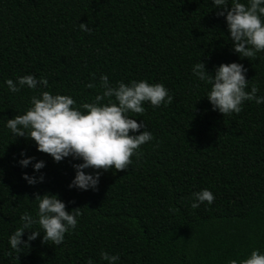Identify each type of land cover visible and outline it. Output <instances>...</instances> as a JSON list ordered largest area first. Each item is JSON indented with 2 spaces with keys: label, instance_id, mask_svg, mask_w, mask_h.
<instances>
[{
  "label": "trees",
  "instance_id": "obj_1",
  "mask_svg": "<svg viewBox=\"0 0 264 264\" xmlns=\"http://www.w3.org/2000/svg\"><path fill=\"white\" fill-rule=\"evenodd\" d=\"M213 7L210 0H0V264H104L101 250L118 254L117 264H227L264 252V103L245 101L222 116L191 72L198 59L209 72L237 62L264 96V51L238 58ZM29 73L47 78L41 91L70 95L75 106L101 91V74L112 84L162 83L173 99L129 113L152 139L126 170L102 171L94 191H80L67 187L80 161L53 162L4 126L35 90L10 93L3 81ZM89 81L95 87H85ZM21 150L44 161L34 174L42 182L21 179L33 174L31 164L17 165ZM203 188L213 202L191 208L190 194ZM45 192L66 211L80 208L77 225L60 245L37 236L17 253L7 238L22 213L35 215L34 193Z\"/></svg>",
  "mask_w": 264,
  "mask_h": 264
},
{
  "label": "clouds",
  "instance_id": "obj_2",
  "mask_svg": "<svg viewBox=\"0 0 264 264\" xmlns=\"http://www.w3.org/2000/svg\"><path fill=\"white\" fill-rule=\"evenodd\" d=\"M210 3L216 15L223 17L231 51L238 58L254 59L257 53L264 51V0H210ZM77 27L82 32L92 31L85 23H79ZM191 72L208 86L204 98L211 109L222 116L239 113L245 101H254L257 105L264 103V96L256 95L257 86L245 79L247 69L240 63H220L209 72L198 59ZM3 84L10 93H17L25 87L35 90V94L29 97V106L22 114L6 119L4 126L12 136L30 139L35 150L47 154L53 162L66 158L80 161L71 165L74 175L67 185L69 189L80 191H94L102 171L110 168L126 170L131 163L130 157L139 154V146L152 139L143 120L137 122L129 113L142 114L144 103L159 107L173 99L162 83L140 79L130 80L127 84L122 81L112 84L104 74L98 79L101 91L91 102L79 106H75L70 95L41 91L48 86L44 76L34 77L29 73L15 79L5 78ZM84 86L95 87L92 81ZM102 100L105 102L99 103ZM18 157L17 165L25 168L31 164L33 173L22 172L21 179L28 185L42 182L43 174H34L44 167V161L25 156L23 150ZM32 200L36 201L35 215L22 213L20 226L7 238L10 249L17 253L37 236L43 243L50 241L60 245L65 233L76 227L80 215V208L66 211L65 203L56 194L34 193ZM213 200L212 192L203 188L190 194L189 206L195 209L202 202L211 204ZM33 225L38 228L33 230ZM23 233L28 234L22 240ZM99 258L104 264H117L119 260L118 254L103 250ZM86 264H93V261L88 259ZM227 264H264V252L252 249L245 258L229 259Z\"/></svg>",
  "mask_w": 264,
  "mask_h": 264
}]
</instances>
